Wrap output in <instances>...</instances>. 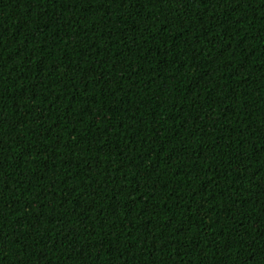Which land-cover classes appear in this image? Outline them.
Returning <instances> with one entry per match:
<instances>
[{
	"label": "trees",
	"instance_id": "trees-1",
	"mask_svg": "<svg viewBox=\"0 0 264 264\" xmlns=\"http://www.w3.org/2000/svg\"><path fill=\"white\" fill-rule=\"evenodd\" d=\"M0 264H264V0H0Z\"/></svg>",
	"mask_w": 264,
	"mask_h": 264
}]
</instances>
